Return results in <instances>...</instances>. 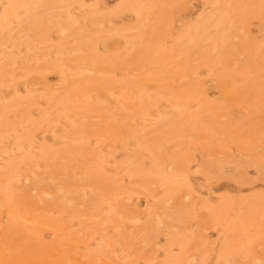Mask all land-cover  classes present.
<instances>
[{
	"label": "rangeland",
	"instance_id": "374dc122",
	"mask_svg": "<svg viewBox=\"0 0 264 264\" xmlns=\"http://www.w3.org/2000/svg\"><path fill=\"white\" fill-rule=\"evenodd\" d=\"M0 264H264V0H0Z\"/></svg>",
	"mask_w": 264,
	"mask_h": 264
}]
</instances>
